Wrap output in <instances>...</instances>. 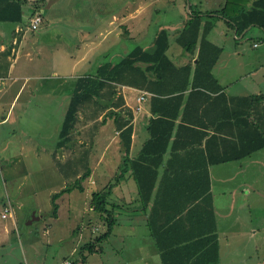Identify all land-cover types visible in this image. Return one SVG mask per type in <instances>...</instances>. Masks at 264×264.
<instances>
[{"label": "trees", "instance_id": "16d2710c", "mask_svg": "<svg viewBox=\"0 0 264 264\" xmlns=\"http://www.w3.org/2000/svg\"><path fill=\"white\" fill-rule=\"evenodd\" d=\"M23 4V0H0V22H20ZM189 9L190 16L176 37L177 44L193 58L186 64L177 65L167 55L169 41L166 30L162 29L151 47L136 45L118 61H104L95 72L75 80L60 126L54 157L60 155L57 151L62 146L71 143V150L62 159L56 156L55 160L57 170L64 176L66 183L70 172L66 173L64 161L86 159V168L71 172L72 176H76L74 182L51 194L50 215L56 216V200L63 193L74 189L83 191L81 182L90 175V152L88 148L81 150L84 141H87L75 130L81 109L89 113L90 119L102 116V123L106 118L113 119L125 156L124 167L112 178L111 186L105 191L91 193V206L94 211L100 212L106 223V231L92 242L82 245V253L95 252L98 243L112 230L114 217L108 208V199L115 181L123 177L125 171L131 170L137 193L145 207L155 187L163 155L168 148L171 152L180 148L184 160L190 161V164L186 167L183 165L179 171H164L166 178H162H165V184L158 185L155 203L158 208L169 212L170 216L165 217L158 228L163 236L166 233V237L179 226L180 220L176 215L182 214V220H185L186 215H193L195 224L201 225V228L188 238L173 239L170 243L161 239L156 229L152 228V235L160 250L161 264H211L218 259L212 211L209 209L206 214V211H197L196 208L206 202L207 196L209 198L208 165L237 161L264 148V93L228 96L224 92V86L212 73L221 47L209 41L207 34L217 19L224 20L235 30L236 35L250 26L261 28L264 32V0H226L222 9L213 12L193 10L191 6ZM196 50L197 54L193 57ZM122 85L151 93L148 138L143 142L137 157L131 160H128V153L133 112L125 106L124 98L117 90ZM178 118L179 122L176 123ZM79 138L82 141L80 147L76 148L72 143L79 141ZM185 172L187 178L184 180L181 176ZM171 175L173 179L167 181ZM179 175L180 183L176 181ZM182 194L191 198L178 200ZM199 216L200 221L197 219Z\"/></svg>", "mask_w": 264, "mask_h": 264}, {"label": "crops", "instance_id": "0c3cea01", "mask_svg": "<svg viewBox=\"0 0 264 264\" xmlns=\"http://www.w3.org/2000/svg\"><path fill=\"white\" fill-rule=\"evenodd\" d=\"M23 1H25L26 4V1L28 0ZM182 1L184 4L183 7H186L189 12V6H191V9H197L201 12L219 11L226 3V0ZM149 3L150 0L148 2L147 0H144L142 2H137V4L134 3V11L128 12V15H125L126 17H124V20H120L121 18L118 20L117 16H112L109 24H114L113 30L116 32L115 40H118L119 45H121L122 40H126L127 38L131 37V33L134 36L146 34L147 26L145 27L144 23H140L142 12L139 13V11L147 8ZM29 4L31 5L30 11L27 13V16H24L22 10V20L20 22H0L1 153H9H7L8 156L3 158L4 162L8 164V169H12L13 164L22 161L23 158H26V154L28 153L32 152L34 154H42V157L39 159L42 160L46 158L48 163L49 161L51 162L53 176L57 177L58 175L62 181H65L64 176L57 170L55 160L57 158L56 156H60L62 159V157H64L66 153L71 150V143H67L66 145L62 146L57 151V153L60 155H56L54 157V153L56 152V142L58 140V134L60 130V127L58 126V129L56 128L55 130L57 133V138H54L53 142H51L47 141L45 135H40L39 138L41 141H43L42 143L45 145V147L37 149L35 146L36 143L33 144L31 142L34 138L33 135L36 133L39 134L40 132L37 129L32 130L29 125L30 120L28 122L27 120H22L21 118L24 117L21 115H25V108L27 106L33 105L34 103H40L41 105L47 106L49 108H51L50 104H54L56 109H58L60 106L63 107V109H61L63 121L69 98L73 92L75 80L79 76L95 72L98 65L106 61V57L109 56L108 58H110L112 51L110 52L107 50L109 53L105 52L103 49H101V46L104 45L106 41H110L112 39L109 38L107 33L113 32V30L112 27H108L104 33L99 30L92 29L82 31V39L76 43V46L78 47L77 54H75L72 50L74 45L70 35L62 30L58 31L55 28H45V30L47 29L48 31L49 38L45 37L46 41H42V44H38V35L43 34L44 30L42 29L39 34H36L35 32L44 19L41 13V6L45 4V0H42L40 3H38V5L35 4L33 0L32 2L30 1ZM36 15H40L42 20L36 29H32L30 27V21ZM189 16L190 13L184 18L182 17L181 29L183 28L184 23L189 18ZM219 21L224 22L222 19L215 20L211 30H213L215 27L216 22ZM122 26L123 30L125 31V35L122 34L123 32L121 31ZM252 28H255L264 38L263 30L254 26H250L245 29L242 36ZM162 29L166 30L168 41L170 39L171 33L173 36H175L174 39L176 41V37L181 31V29H174V26L171 24L163 25L157 29L154 35H152L153 37L150 36L153 39L151 43L148 44V46H140L143 48L151 47L157 33ZM210 31L207 34V39L212 42L210 37H208L210 35ZM233 32L234 34L236 33L235 30H233ZM62 35L65 36L64 41L61 37H59ZM95 44L97 46H95L94 52L93 47ZM182 51L184 50L181 49L180 51L181 59L184 58ZM126 53H128V51ZM196 54L197 50L193 54V57H195ZM190 58H192L191 55L187 58V60H185L186 58L183 59L184 63L182 64H186ZM107 61L112 63L116 62L113 60L111 61L110 59H107ZM215 65L212 68V73L218 79L220 84L224 86V92L228 96L264 93L260 91L247 94L244 91H240L245 87V85L242 83L240 86H237L239 90L232 91V89L236 87L237 83L240 82L236 83L234 82L235 80H229V77H226L225 79H222L220 76L218 77V75L215 74ZM79 66L81 69L76 72V68ZM260 66L264 68V61L260 63ZM257 69L258 68H255L254 72H256ZM44 73L50 74L53 79L57 80V82L51 84L50 90L42 93V100L38 101V99H40L41 92L46 89L45 84L42 82ZM71 75L72 80H68ZM67 81H69V88ZM120 93L124 98L125 106L129 107L133 112V118L131 121V144L128 153V160H131L132 158L137 157L143 142L148 138L147 124L149 118L151 117V93L126 85L120 86ZM142 93H145L144 99L139 100L138 98ZM18 101L21 102L23 107H21L17 114L14 115V110L11 111V109H14L16 102ZM51 110L55 109L51 108ZM28 111L30 113L34 110L30 108ZM34 117L39 118L40 116H32V118ZM51 117L52 119L54 118V116ZM42 118H44V116H42ZM49 118L50 116L45 118L47 127H49ZM23 122H27V124H24ZM178 122L179 118L176 120V123ZM81 127L82 123L80 125V133L82 131ZM41 131L45 134L43 130ZM97 135V140L101 139L100 144H102V147L107 145H115L114 147H116L117 151L114 150V152H116V157L110 158L114 162L111 176L114 178L117 173L120 172V169L124 167L125 158L121 150L118 131L115 130L114 134L107 133L106 135H103L102 132H100ZM26 141H28L30 145L26 143ZM172 151H174V149H172ZM102 152L103 150H100V156ZM25 160L27 161L28 159ZM129 162L130 161L127 162L128 165ZM231 163H238V168L240 170V178L238 182L231 185V180H226L224 183L223 181L217 180L216 178L213 179L211 175V168L213 166ZM189 164L190 161L184 160V153L180 152V148L175 152H171V149L168 148L159 164L155 187L153 188L151 197L146 202L145 207H143L144 204H142L137 193L136 185L131 175V170L125 171L123 173V177H120L118 181H115L113 184L112 192L108 199V202L111 203V205L110 203L108 205L111 206V212L114 217V224L111 232L107 235V237L98 243L97 250L92 252L93 255H91L92 253H89L91 256H87V252H80V257L77 260L87 264H161L160 250L156 245V239H154L152 235V228H155V232L159 235V237L168 243L172 242L173 239L188 238L201 228V225L195 224L194 219H192L193 215L190 217L186 215L185 220H182L183 214L176 215V218L180 220L179 226L175 228L176 231L174 229V232H171L169 235L167 234L166 237V233L163 236L158 228V226L161 224V221L164 220L165 217L168 218L170 216L169 212L166 213V210L162 207L158 208L155 203L158 185L160 183L165 184L166 175L164 176V171H170L172 169L179 171L180 167H183V165L186 167ZM219 164L208 165L209 198L207 196V199L205 198L206 202L196 208L198 209L197 211H206V214L207 211L209 212V209L212 211L214 230L217 235L218 259L216 262L211 264H264V193L261 191V184L264 181V148L255 151L250 156L240 160ZM108 166V164L104 165L97 162L95 164L96 169L91 168L92 176L99 180L98 184L103 183V181L100 180L102 177H106V179L108 178L107 182L110 180L107 168ZM37 168L42 170V167ZM260 170H263L262 174L260 173ZM186 175L187 172L182 173L181 177L185 180V178H187ZM162 176L165 178L163 179ZM172 179L173 175H171L167 181ZM247 179H251L254 182V186H259V188H255L251 183H248L246 181ZM176 181H179L180 183V175L179 180ZM235 181H237V179H235L234 182ZM216 183L226 185L227 187L224 191L216 194ZM164 184H162L163 189ZM62 188L64 187H61V189ZM86 191L88 190L85 188L83 191L74 189L71 192L63 193L56 200L58 203V210L56 216L52 218V220L55 222L58 221V215L61 210L63 200L66 214L77 216L81 211L79 208L82 207L81 205L83 203L81 196ZM47 192L49 196L54 193L51 192V189H47ZM91 193L89 194L90 198ZM189 198H191L189 195L182 194L178 200L185 201ZM237 201H240V209H237L238 203H235ZM162 206L165 207L164 202H162ZM90 209L94 211L92 206ZM4 212H9L8 206L4 208ZM242 212L245 213L244 216L242 215ZM121 215L124 218L123 221L119 220ZM222 216L223 220H220ZM197 219L200 221V216L197 217ZM207 219L209 220V215H207ZM124 224L126 226H122ZM114 227L116 228L114 229ZM4 231L6 232V228H4ZM105 231L106 227L102 233ZM53 232L60 236L58 228L55 227ZM47 233L50 234V229H47ZM113 238H116L117 241H113ZM0 242H2V240H0ZM0 244H3V242ZM73 252H76V245L70 248V254H73ZM93 256L96 257L95 260H93ZM65 262L70 263L69 260H65Z\"/></svg>", "mask_w": 264, "mask_h": 264}, {"label": "rangeland", "instance_id": "374dc122", "mask_svg": "<svg viewBox=\"0 0 264 264\" xmlns=\"http://www.w3.org/2000/svg\"><path fill=\"white\" fill-rule=\"evenodd\" d=\"M30 1L32 2V0ZM30 1H26V4L24 1L22 8L24 16H27V13L30 11ZM140 1L142 2L144 0H45V4L41 6V13L44 19L35 32L39 34L42 29L44 30L43 34L38 35V44H42V41L45 42V37H48V31L47 29L45 30V28H55L58 31L62 30L70 35L74 45L72 50L77 54L78 47L76 43L82 39V31L92 29L104 33L108 27H112L113 30L114 24H109L112 16H117L118 20L120 18V20H124L128 12L134 11V3L137 4V2ZM148 1L149 0H147V2ZM33 2L38 5L41 0H33ZM183 6L182 0H150L148 7L139 11V13L142 12L140 23H144L145 27L147 26L146 34L134 36L131 33L132 36L126 40H122L121 45H119L118 40H115V30L107 33L109 38L112 39L100 46L105 52H112L110 58H108V56L105 60L107 61V59H110L111 61H118L134 46H148L153 39L152 35L163 25L171 24L174 26V29L180 30L182 27V17L184 18L190 13L189 10ZM121 31L123 32L122 34L125 35L123 26ZM242 34L243 32L238 35L234 34L233 30L223 21L216 22L215 27L210 31V35L208 36L214 44L221 47V53L215 65V74L218 75V77H222V79L229 77V80H235L234 82L236 83L240 82L237 83L232 91L239 90L237 86H240L242 83L245 87L240 91H244L247 94L260 91L264 92V68L260 66V63L264 61V38L255 28L244 33L243 36ZM59 37L64 41L65 36L62 35ZM174 38L175 36L171 33L169 39L170 47L166 53L177 65H180L184 63L183 59L186 58L185 60H187L190 55L182 51L184 58H180V51L182 48L177 44ZM95 46L97 45L95 44L93 47L94 52ZM255 68H258L256 72H254ZM79 69H81L80 66L76 68V72H78ZM48 75L50 74H43L42 82L45 84L46 89L41 92L38 101L42 100V93L49 91L50 85L57 82L51 75ZM71 77L72 75L68 80H72ZM67 82L69 88V81ZM117 90L120 94V86ZM21 107H23V105L18 101L11 111L14 110L13 113L16 115ZM27 107L25 108V115H21L24 118L21 119L27 120V122L30 120V128L32 130L37 129L40 132L39 134L36 133L33 135L34 138L31 143H36L35 146L37 149L45 147L42 143L43 141H41L39 137L40 135H45L47 141L51 142H53L54 138H57L55 130L56 128L58 129V126L60 127L62 121L61 109H63V107L60 106L56 109L54 104H50V107L55 109L51 110V108L41 105L40 103H34ZM30 108L34 111L29 113L28 110ZM88 114L89 113L85 109H81L78 117L79 123L75 129L80 132V125L82 123L81 134L83 135V140L87 142L84 141V146L81 147V150L88 148L90 152L88 161L91 170L90 175L81 182L84 189L86 188L88 191L84 192L81 196L83 203L81 201L82 207L79 208L81 211L77 216L66 214L63 200L58 215V221H53L52 218L54 217L50 215L51 204L47 189H51V192H55L59 191L61 187H65L66 184L73 183L76 176H72L71 172L75 170L82 171L86 168V159L84 161L80 158L75 161H64L66 173H68L67 171L70 172V175H68L70 177L69 181L66 183V180L62 181L58 175L57 177L53 176L51 162L49 161L48 163L46 158L42 160L39 159L42 157V154L28 153L26 154V158L13 164L12 169H8V164L3 160L5 156H8V152L1 153L2 149L0 148V240L3 242V244H0V264H87L77 260L80 257L79 253L81 252V246L101 236L106 227V223L100 216V212H94L90 209L91 198L89 194L92 191H105L111 186L114 162L110 158L116 157V152H114V150H116V147H114L115 145H107L103 146V148L101 146L102 144H100L101 139L97 140V134L100 132H102L103 135L115 133L116 129L113 119L106 118V122L102 123V116L96 119H90ZM32 116L40 117L32 118ZM42 116H44V118H42ZM47 116H50L49 127L46 126L45 122ZM51 116H54V118L52 119ZM27 122L23 123L27 124ZM41 130H43L45 134ZM81 141L82 139H80L79 142L75 140L72 144L74 147L78 148L80 147ZM26 143H28V141H26ZM100 150H103L101 156ZM25 159L28 160L26 161ZM97 162L109 165L107 167L110 178L108 182V178L102 177L100 180L103 181V183L98 184L99 180L92 176L91 168L96 169L95 164ZM81 165L83 168H81ZM37 167H42V170H39ZM262 172L263 170H260L261 174ZM239 174L240 170L238 168V163L219 164L211 168L213 179L216 178L224 183L226 180H231V185L239 181ZM235 179H237V181L234 182ZM246 181L254 186V182L251 179H247ZM226 187V185L216 183L215 193L219 194L221 191H224ZM254 187L259 188V186ZM261 187V191L264 193V181ZM239 202L240 201L235 202L238 203L237 209L241 208ZM6 206L9 207L8 213L4 212ZM108 208L111 209V206L108 205ZM29 215H33L37 217V219L34 218L27 223L26 220ZM242 215L244 216L245 213L242 212ZM123 219L121 215L119 220L123 221ZM220 220H223V216ZM122 226L126 225L124 224ZM55 227L58 228L60 236L53 232ZM4 228H6V232ZM115 228L116 227H114V229ZM47 229H50V234L47 233ZM113 241H117L116 238H113ZM74 245H76V252L70 254V248ZM91 255H93V253ZM91 255L89 253L87 254V256ZM95 258L96 257L93 256V260H95ZM65 260H69L70 263L65 262Z\"/></svg>", "mask_w": 264, "mask_h": 264}, {"label": "built area", "instance_id": "2783aa9c", "mask_svg": "<svg viewBox=\"0 0 264 264\" xmlns=\"http://www.w3.org/2000/svg\"><path fill=\"white\" fill-rule=\"evenodd\" d=\"M40 21H41V17H40V15H36V16H34V17L31 19V21H30V27H31L32 29H36V28L38 27ZM144 96H145V93L141 94L140 97H139L138 99H139V100H143V99H144ZM137 108H138V106H137ZM5 211H7V210H5Z\"/></svg>", "mask_w": 264, "mask_h": 264}, {"label": "water", "instance_id": "95a60500", "mask_svg": "<svg viewBox=\"0 0 264 264\" xmlns=\"http://www.w3.org/2000/svg\"><path fill=\"white\" fill-rule=\"evenodd\" d=\"M37 219V217H35V216H33V215H29L28 217H27V220H26V222L27 223H29L32 219Z\"/></svg>", "mask_w": 264, "mask_h": 264}]
</instances>
